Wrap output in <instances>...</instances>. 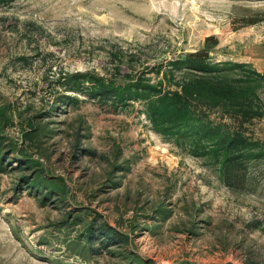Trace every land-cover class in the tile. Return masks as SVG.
<instances>
[{
	"label": "rangeland",
	"instance_id": "1",
	"mask_svg": "<svg viewBox=\"0 0 264 264\" xmlns=\"http://www.w3.org/2000/svg\"><path fill=\"white\" fill-rule=\"evenodd\" d=\"M196 64L259 117L159 130ZM2 108L0 264H264V0H0ZM199 125L254 143L236 188Z\"/></svg>",
	"mask_w": 264,
	"mask_h": 264
},
{
	"label": "trees",
	"instance_id": "2",
	"mask_svg": "<svg viewBox=\"0 0 264 264\" xmlns=\"http://www.w3.org/2000/svg\"><path fill=\"white\" fill-rule=\"evenodd\" d=\"M191 67L200 74L193 75V78L187 83L184 82L178 90L159 93L157 98L150 99L146 114L151 122L158 126L159 130L172 127V123L177 125L188 123L191 120V114H193L191 111L192 102H200L206 108L221 106L228 115L238 116L242 121L259 117V113L254 109L251 94L246 91V88L238 85V82L208 75L211 71L204 65L196 64ZM98 81L103 87L99 91L102 98L120 97L118 91H115L113 83L109 82L105 85L102 83L104 81L102 78ZM140 96L143 97V95ZM137 98L139 97L137 96ZM3 109H0V127L6 120ZM197 128V134H200L201 138L214 136L216 140L214 146H217L215 152L219 158L221 175L228 187L236 188L235 184L243 181L244 164L252 156L254 143L239 130H231L218 137L213 131L215 127L199 125ZM260 152L258 153L261 154ZM2 168L0 162V169ZM110 234L112 233L109 228L101 229V236L106 237ZM112 236L114 237L113 234Z\"/></svg>",
	"mask_w": 264,
	"mask_h": 264
}]
</instances>
